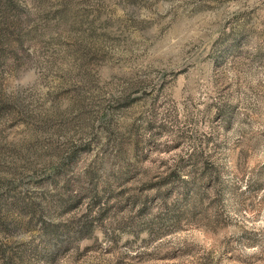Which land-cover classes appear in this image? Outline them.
I'll return each mask as SVG.
<instances>
[{
    "label": "rangeland",
    "instance_id": "1",
    "mask_svg": "<svg viewBox=\"0 0 264 264\" xmlns=\"http://www.w3.org/2000/svg\"><path fill=\"white\" fill-rule=\"evenodd\" d=\"M0 264H264V0H0Z\"/></svg>",
    "mask_w": 264,
    "mask_h": 264
},
{
    "label": "clouds",
    "instance_id": "2",
    "mask_svg": "<svg viewBox=\"0 0 264 264\" xmlns=\"http://www.w3.org/2000/svg\"><path fill=\"white\" fill-rule=\"evenodd\" d=\"M13 83L7 88L9 95H23L37 91L38 75L35 68H28L26 71L21 70L17 76L13 77Z\"/></svg>",
    "mask_w": 264,
    "mask_h": 264
}]
</instances>
